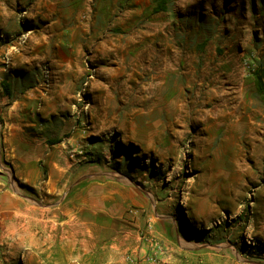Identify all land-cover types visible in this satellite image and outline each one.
<instances>
[{"label":"rangeland","instance_id":"obj_1","mask_svg":"<svg viewBox=\"0 0 264 264\" xmlns=\"http://www.w3.org/2000/svg\"><path fill=\"white\" fill-rule=\"evenodd\" d=\"M96 180L143 202L147 263L264 264V0H0L1 187L55 211Z\"/></svg>","mask_w":264,"mask_h":264},{"label":"crops","instance_id":"obj_2","mask_svg":"<svg viewBox=\"0 0 264 264\" xmlns=\"http://www.w3.org/2000/svg\"><path fill=\"white\" fill-rule=\"evenodd\" d=\"M1 186L0 212L13 230L8 241L15 246L27 241L32 264H127L128 254L149 264L143 260L147 249L140 238L144 225L138 217L133 222L127 213L137 201L140 207L144 204L141 199L134 200L136 196L126 185L113 180L91 181L55 211L35 207V214L32 205L22 207L20 199ZM55 189L52 183L50 197L59 192ZM152 226V231L162 236L163 224Z\"/></svg>","mask_w":264,"mask_h":264},{"label":"built area","instance_id":"obj_3","mask_svg":"<svg viewBox=\"0 0 264 264\" xmlns=\"http://www.w3.org/2000/svg\"><path fill=\"white\" fill-rule=\"evenodd\" d=\"M142 243L143 245L146 244L149 246V248H146L147 251H150V253H145L143 260L146 262H150L152 260V256L159 255L160 258H163L166 256V247L163 246L160 243H157L155 241H151L148 237L143 236L142 237ZM160 261V259H158ZM126 262L127 264H141L142 260L139 257H136L134 255H126Z\"/></svg>","mask_w":264,"mask_h":264},{"label":"bare ground","instance_id":"obj_4","mask_svg":"<svg viewBox=\"0 0 264 264\" xmlns=\"http://www.w3.org/2000/svg\"><path fill=\"white\" fill-rule=\"evenodd\" d=\"M87 13V12H86ZM65 33V32H64ZM88 35V34H87ZM145 36V35H144ZM110 40V39H109ZM108 40V41H109ZM106 43V42H105ZM104 53V52H103ZM116 54V53H115ZM174 54V53H173ZM96 55V54H95ZM141 55V54H140ZM105 56V55H104ZM67 61V60H66ZM70 64V63H69ZM80 64V63H79ZM165 64V63H164ZM163 65V64H162ZM124 66V65H123ZM154 66H155V64H154ZM164 66V65H163ZM157 67V66H156ZM159 67V66H158ZM167 67V66H166ZM168 68V67H167ZM170 68V67H169ZM60 69V68H59ZM145 71V70H144ZM148 76V75H147ZM161 81V80H160ZM154 93V92H153ZM205 102V101H204ZM204 104V103H203ZM199 106V105H198ZM203 106V105H202ZM205 107V106H204ZM196 119V118H195ZM180 122V121H179ZM236 123V122H235ZM204 145V144H203ZM27 182H29V180H27ZM32 212L34 213V212H37V211H35V209H32ZM64 213V212H63ZM35 214V213H34ZM33 214V215H34ZM38 217V216H37ZM11 229V228H10ZM23 230V229H22ZM25 230V229H24ZM26 231V230H25Z\"/></svg>","mask_w":264,"mask_h":264},{"label":"trees","instance_id":"obj_5","mask_svg":"<svg viewBox=\"0 0 264 264\" xmlns=\"http://www.w3.org/2000/svg\"><path fill=\"white\" fill-rule=\"evenodd\" d=\"M164 4H165V2H162V3H161V5H160V6H161V8H163ZM258 84H259V85H261V84H262L260 80H258ZM6 89H7V87H6Z\"/></svg>","mask_w":264,"mask_h":264}]
</instances>
